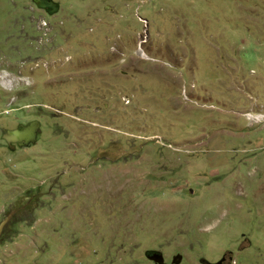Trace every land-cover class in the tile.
I'll use <instances>...</instances> for the list:
<instances>
[{
    "label": "rangeland",
    "instance_id": "obj_1",
    "mask_svg": "<svg viewBox=\"0 0 264 264\" xmlns=\"http://www.w3.org/2000/svg\"><path fill=\"white\" fill-rule=\"evenodd\" d=\"M53 1L0 0V264H264V0Z\"/></svg>",
    "mask_w": 264,
    "mask_h": 264
},
{
    "label": "flooded vegetation",
    "instance_id": "obj_2",
    "mask_svg": "<svg viewBox=\"0 0 264 264\" xmlns=\"http://www.w3.org/2000/svg\"><path fill=\"white\" fill-rule=\"evenodd\" d=\"M30 2L45 13H53L57 10V4L53 0H30ZM173 245L168 253H164L161 247H143L137 264H243L241 260L233 259L230 253L225 254L222 247L216 252L209 253L208 250L192 247V243L185 246L183 243L175 242Z\"/></svg>",
    "mask_w": 264,
    "mask_h": 264
},
{
    "label": "water",
    "instance_id": "obj_3",
    "mask_svg": "<svg viewBox=\"0 0 264 264\" xmlns=\"http://www.w3.org/2000/svg\"><path fill=\"white\" fill-rule=\"evenodd\" d=\"M39 132V122L34 119L25 124H17L14 128L3 133L2 138L6 141L8 148L13 149L12 143H16L19 147L33 144Z\"/></svg>",
    "mask_w": 264,
    "mask_h": 264
},
{
    "label": "bare ground",
    "instance_id": "obj_4",
    "mask_svg": "<svg viewBox=\"0 0 264 264\" xmlns=\"http://www.w3.org/2000/svg\"><path fill=\"white\" fill-rule=\"evenodd\" d=\"M3 83H6V82H3Z\"/></svg>",
    "mask_w": 264,
    "mask_h": 264
}]
</instances>
